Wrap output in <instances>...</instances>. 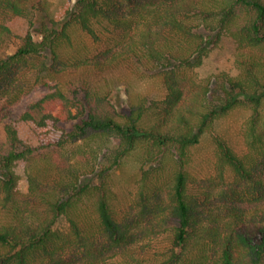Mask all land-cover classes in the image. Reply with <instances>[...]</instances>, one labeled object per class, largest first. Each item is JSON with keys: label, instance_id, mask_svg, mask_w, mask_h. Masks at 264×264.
<instances>
[{"label": "trees", "instance_id": "1", "mask_svg": "<svg viewBox=\"0 0 264 264\" xmlns=\"http://www.w3.org/2000/svg\"><path fill=\"white\" fill-rule=\"evenodd\" d=\"M72 1L52 14L47 0H0V264H264V0ZM226 35L238 74L194 77ZM122 70L160 78L164 96L115 99L91 79ZM68 73L76 82L50 85ZM39 85L49 92L20 116L34 146L12 112ZM239 108L250 112L244 154L216 133ZM207 134L218 176L200 179L191 165ZM55 155L71 161L47 181L34 162ZM136 156L137 212H119L111 175Z\"/></svg>", "mask_w": 264, "mask_h": 264}, {"label": "rangeland", "instance_id": "2", "mask_svg": "<svg viewBox=\"0 0 264 264\" xmlns=\"http://www.w3.org/2000/svg\"><path fill=\"white\" fill-rule=\"evenodd\" d=\"M73 3L74 1L69 3V0H47V5L51 8L52 14L63 12L69 4ZM30 29L28 20L16 21L14 31L19 43H21L20 37H24ZM77 37L79 47L83 51L95 52L96 48L100 45V43L95 44L91 38L82 33H78ZM36 38L39 39L38 36ZM15 47L16 45H12L8 48L7 52L14 51ZM236 50V41L230 36H224L221 42L211 50L204 65L193 72L194 77L204 80L225 71L237 75L238 69L235 64ZM105 78L94 75L91 77L92 81L97 82V84L103 87L105 93L112 94L111 96L115 99L121 97L128 99L127 90L131 92L133 97L147 95L161 98L164 96L163 84L160 78L141 80L127 70L117 71ZM76 80L77 78H74V74L68 73L52 81L50 85L56 86V84L76 82ZM49 90V86L39 85L20 104L13 108L12 119L15 120L19 136L25 143L35 146L38 143V138L33 131V127L23 122L20 116L30 103L42 98ZM249 115L250 112L248 110L239 108L219 120L216 124V133L222 135L239 154H244L246 151L245 126ZM9 122L10 120L6 119L0 123V139L3 141H6L7 138L5 129ZM193 154L191 171L194 176L200 179L216 178L218 176L216 146L210 134L202 138L201 143L194 148ZM70 161L68 155L67 157L55 155L51 156L48 160L39 156L34 162V170L37 175L49 181L55 177L59 169L68 166ZM140 178L141 169L137 156L126 159L122 167L112 173L111 183L115 191V205L119 212L129 214L137 212L135 206ZM96 180L97 178L95 177L94 181ZM219 188H222L221 185ZM69 226L68 219L63 217L56 226V230L64 235L69 230ZM148 242L153 246V252H159L168 246L169 234H160L148 240Z\"/></svg>", "mask_w": 264, "mask_h": 264}]
</instances>
